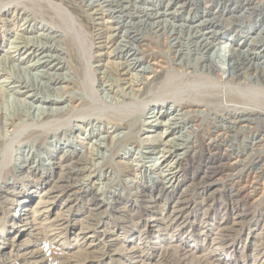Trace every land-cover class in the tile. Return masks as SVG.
<instances>
[{
    "label": "rangeland",
    "instance_id": "rangeland-1",
    "mask_svg": "<svg viewBox=\"0 0 264 264\" xmlns=\"http://www.w3.org/2000/svg\"><path fill=\"white\" fill-rule=\"evenodd\" d=\"M0 25V264H264V0H0Z\"/></svg>",
    "mask_w": 264,
    "mask_h": 264
},
{
    "label": "bare ground",
    "instance_id": "bare-ground-1",
    "mask_svg": "<svg viewBox=\"0 0 264 264\" xmlns=\"http://www.w3.org/2000/svg\"><path fill=\"white\" fill-rule=\"evenodd\" d=\"M98 4V3H97ZM38 6V5H37ZM100 6H101V4H100ZM93 7V6H92ZM89 9V8H88ZM101 9H99V11H100ZM95 11H98V9L97 10H95ZM94 11V12H95ZM102 11V10H101ZM104 11V10H103ZM100 13V12H99ZM98 14V13H97ZM102 14V13H101ZM101 14H100V16H101ZM160 17V16H159ZM6 18V17H5ZM90 18V17H89ZM102 18V17H101ZM101 18H99V19H101ZM98 19V18H97ZM102 20V19H101ZM4 21H5V19H4ZM57 22V21H56ZM101 22V21H100ZM105 22V21H104ZM102 23V22H101ZM14 24V23H13ZM76 24V23H75ZM104 24H106V23H104ZM103 25V24H102ZM8 26V25H7ZM21 27V26H20ZM101 27H103V26H101ZM0 28H2V29H4V31L3 32H8V30H7V28L5 27V25H0ZM105 28V27H104ZM114 29V28H113ZM118 29V28H117ZM112 30V29H111ZM10 31V30H9ZM105 31V30H104ZM113 31V30H112ZM2 32V33H3ZM13 32V31H12ZM9 33V32H8ZM85 33V32H84ZM67 35V34H66ZM95 35V34H94ZM114 35V34H113ZM5 36H6V34H0V38H2V39H4L5 38ZM74 36V35H73ZM84 36V35H83ZM101 36V35H100ZM102 37V36H101ZM67 38V37H66ZM69 38V37H68ZM96 38V37H95ZM105 38V37H104ZM99 39V38H98ZM101 39V38H100ZM103 39V38H102ZM21 40H23V39H21ZM65 40V39H64ZM70 40V43H69V48L71 49V51L73 50H75L76 49V45L77 44H75V45H73L74 44V41L70 38L69 39ZM86 40V39H85ZM109 40V39H108ZM20 41V40H19ZM59 41V40H58ZM80 41H82V40H80ZM89 41V40H88ZM106 41V40H105ZM26 42H28L29 43V46H30V41H25V43ZM103 42V41H102ZM111 42V41H110ZM106 43H107V41H106ZM27 44V43H26ZM3 45V44H2ZM1 45V43H0V47L2 46ZM36 45V44H35ZM65 45H66V43H65ZM107 45V44H106ZM18 46V45H17ZM32 46V45H31ZM37 46V45H36ZM75 46V47H74ZM20 47V46H19ZM23 47V46H22ZM26 47H27V45H26ZM33 47V46H32ZM38 47V46H37ZM21 48V47H20ZM24 48V47H23ZM35 48V47H34ZM78 48V47H77ZM60 49V48H59ZM106 49V48H105ZM108 49V48H107ZM17 50V49H16ZM19 50V49H18ZM23 50V49H22ZM21 50V51H22ZM30 50H31V48H30ZM77 50V49H76ZM20 51V50H19ZM20 51V52H21ZM26 51V50H25ZM38 51V50H37ZM31 52V51H30ZM75 52L76 51H74L73 53L75 54ZM10 53V52H9ZM37 53V52H36ZM76 53H78V52H76ZM120 53V52H119ZM15 54V53H14ZM24 54V53H23ZM31 54H34L33 52L31 53ZM30 54V55H31ZM70 54V53H69ZM80 54V53H79ZM9 55V54H8ZM30 55H28V57L30 56ZM120 55V54H119ZM80 56V55H79ZM13 57V56H12ZM31 57V56H30ZM46 57H48V56H46ZM107 57H109V56H107ZM133 57V56H132ZM9 58V57H8ZM43 58V57H42ZM79 58V57H78ZM14 59V58H13ZM56 59V58H55ZM42 60V59H41ZM77 60V59H76ZM75 60V61H76ZM40 61V60H39ZM38 61V62H39ZM136 62V61H135ZM42 63H43V61H42ZM46 63V62H45ZM76 63H78L77 61H76ZM80 63V62H79ZM130 63V62H129ZM122 64V63H121ZM127 64V63H126ZM77 65V64H76ZM119 65V64H118ZM41 66V65H40ZM57 66V65H56ZM122 66H124V65H122ZM121 65H120V67H122ZM55 67V66H54ZM53 67V68H54ZM110 67V66H109ZM116 67V66H115ZM135 67V66H134ZM118 70H120V69H118ZM126 70V69H125ZM128 70V69H127ZM129 71V70H128ZM127 71V72H128ZM122 72H124V71H122ZM120 74V73H119ZM118 74V75H119ZM107 75V74H106ZM121 75L123 76V75H125V73H121ZM55 76V75H54ZM55 78V77H54ZM122 78V77H121ZM126 78V77H125ZM129 78V77H128ZM5 79V78H4ZM7 79H9V78H7ZM57 79V78H56ZM127 79V78H126ZM146 79H147V77H146ZM55 80V79H54ZM59 80V79H58ZM4 81V80H3ZM15 81V80H14ZM56 81V80H55ZM63 81V80H62ZM129 81V80H128ZM10 82V81H9ZM123 82V81H122ZM4 83V82H3ZM11 83H13V82H11ZM56 83V82H55ZM124 83H126V81L124 82ZM130 83V82H129ZM134 83V82H133ZM158 83V82H157ZM190 83V82H189ZM127 84V83H126ZM184 84V83H183ZM6 85V84H5ZM17 85V84H16ZM130 85V84H129ZM159 85V84H158ZM18 86V85H17ZM20 87V86H19ZM133 88V87H132ZM15 90V89H14ZM130 90H131V88H130ZM7 91H8V89H7ZM133 91H135V90H133ZM164 91V90H163ZM21 92H23V91H21ZM26 92V91H25ZM20 93V92H19ZM24 93V92H23ZM132 93V92H131ZM16 94V93H15ZM18 94V93H17ZM19 95V94H18ZM30 95V94H29ZM31 97H32V95H31ZM37 100V99H36ZM38 100H40L39 99V97H38ZM45 100H47V99H45ZM163 102V101H162ZM178 105V104H177ZM163 106V105H162ZM176 107V106H175ZM178 109V108H177ZM175 111V110H174ZM124 112V111H123ZM156 112H158V111H156ZM186 112V111H185ZM184 112V113H185ZM194 112V111H193ZM192 112V113H193ZM176 113V112H175ZM130 114V113H129ZM186 114V113H185ZM157 115H158V113H156V116H154V117H157ZM183 116V115H182ZM112 117V116H111ZM152 117V116H151ZM162 117V116H161ZM161 117H159V119L161 118ZM244 117V116H243ZM153 118V117H152ZM176 118V117H175ZM179 118V117H178ZM183 118V117H182ZM191 118V117H190ZM189 118V119H190ZM109 119V118H108ZM154 119V118H153ZM185 119H186V117H185ZM245 119H247V118H245ZM112 120V119H111ZM115 120H117V119H115ZM156 120L157 119H155L154 121H152V122H156ZM184 119H182V121H183ZM237 120V119H236ZM118 121V120H117ZM179 121H181V120H179ZM245 121V120H244ZM248 121V119L246 120V122ZM152 122L151 123H149L148 125V130H147V132H145L144 134H150V133H155L156 131H158L157 129L158 128H160L161 127V125H159V122H158V125L157 124H153V125H151L152 124ZM236 122H238V121H236ZM235 122V123H236ZM241 122V121H240ZM242 122H243V119H242ZM110 123V122H109ZM136 123V122H135ZM157 123V122H156ZM174 123V122H173ZM183 123V122H182ZM234 123V124H235ZM248 123H249V121H248ZM255 123V122H254ZM162 124V123H161ZM171 124H172V122H171ZM111 125H117V122L116 123H114V122H112V124ZM236 125H238L237 123H236ZM242 125V124H241ZM163 126V125H162ZM171 126V125H170ZM244 126V125H243ZM242 126V127H243ZM165 127V126H164ZM245 128H246V125L244 126ZM155 128V130L153 131V129ZM162 128V127H161ZM160 128V131H158L157 133H155V135H156V138H160V140L162 141V142H158L157 140V142L158 143H162V148H161V150H158L157 151V154L159 155V157H158V160H160V163H159V165H158V167L159 166H163V169H165L167 172H168V175H169V181H168V183H170V182H172V185L170 186V188H174V186H173V184H174V182H176L177 181V179L179 178L178 176H179V172H177L176 171V166H172V165H170V161H168L170 158H171V154H172V151H171V149L170 148H173L174 149V146H172V143L170 142V140H166V138H167V135H168V131L166 130V129H161ZM166 128V127H165ZM239 129H240V127H239ZM143 130V129H142ZM172 130V129H171ZM113 133V132H112ZM165 133L167 134V135H165ZM109 134V133H108ZM143 134V133H142ZM174 134V133H173ZM178 134H179V132H178ZM134 135H136V134H134ZM145 136V138H146V140H149V143H152V142H150V141H153V143H154V141H155V139L153 138V137H155V136H153V134L151 135V136ZM109 136H111V135H109ZM169 136V135H168ZM127 139V138H126ZM128 140V139H127ZM143 140H144V138H143ZM81 141V140H80ZM79 141V142H80ZM133 142V141H132ZM173 142V141H172ZM147 144H148V142H146ZM81 144H82V142H81ZM80 144V145H81ZM145 144V143H144ZM155 144V143H154ZM156 147V146H155ZM180 147V146H179ZM168 148V149H167ZM154 149H156V148H154ZM177 150V149H176ZM11 153V152H10ZM72 153V152H71ZM74 155H76V154H74ZM73 156V155H72ZM77 156V155H76ZM173 156V155H172ZM7 160V159H6ZM80 160V159H79ZM178 163V162H177ZM58 164V163H57ZM75 164H77V163H75ZM59 165V164H58ZM63 166V165H62ZM68 166V165H67ZM66 166V167H67ZM74 166V165H73ZM131 166V165H130ZM58 167V166H57ZM64 169V168H63ZM72 169V168H71ZM126 169V168H125ZM133 169V168H132ZM30 170V169H29ZM62 170V169H61ZM78 170V169H77ZM84 170V169H83ZM127 170H129L128 168H127ZM126 170V171H127ZM35 171V170H34ZM66 171V170H65ZM88 171V170H87ZM92 171V170H91ZM132 171V170H131ZM164 171V170H163ZM84 172V171H83ZM130 172V171H129ZM65 173H67V172H65ZM88 173H90V172H88ZM34 174V173H33ZM63 175V174H62ZM77 175V174H76ZM131 175V174H130ZM133 175V174H132ZM208 176V175H207ZM70 177V176H69ZM75 177V176H74ZM61 178V177H60ZM159 178H160V176H159ZM208 179H209V176L207 177ZM78 179V178H77ZM158 179V178H157ZM159 180V179H158ZM163 180V179H162ZM58 181H60V182H64V184L65 185H62V186H60L59 187V189H60V191H65V189H67V187H69V186H71V185H69L68 183H67V181H62L61 179H59ZM87 181V180H86ZM135 181V180H134ZM159 182V181H158ZM157 182V183H158ZM42 184V183H41ZM136 184V183H135ZM205 184V183H204ZM43 185V184H42ZM88 185V184H87ZM208 185V184H207ZM206 185V186H207ZM73 186V185H72ZM84 186V185H83ZM37 187V186H36ZM143 187V186H142ZM158 187V186H157ZM156 187V188H157ZM138 188H139V186H138ZM137 188V189H138ZM203 188H206L205 186L203 187ZM79 189H80V191H82L83 193H86L87 192V190H85L86 189V186H84V187H79ZM93 190V189H92ZM169 190V188L167 189V188H164V187H158L157 188V190H155V192L157 191L158 193V195L159 194H168V191ZM88 191H90V190H88ZM141 192H142V190H141ZM171 192H173V190L171 191ZM25 193H27V194H25ZM23 195H22V197H24L25 199L23 200V201H21V203H20V205L21 204H25L26 203V200H27V198L28 199H30L31 197H33V196H31V192H29L28 190L25 192ZM49 193H51L50 191H49ZM90 193V192H89ZM41 195H43V193L41 194ZM169 195V194H168ZM138 196H140V195H138ZM143 196V195H142ZM47 198L48 197H50L49 196V194H48V196H46ZM57 198H59V196H54L53 198H50V199H52V202H50L49 203V205H51V204H54L55 203V201H53V200H56ZM95 198V197H94ZM90 199H92V198H90ZM67 201H69V200H67ZM90 201V200H89ZM94 201V200H93ZM11 202V201H10ZM54 202V203H53ZM38 204L36 205V206H34L35 207V209H38L39 207H40V205H42V207L41 208H43V206H44V208L46 207V204H47V201L45 202V201H40V202H37ZM13 205V204H12ZM157 207V206H156ZM148 208V207H147ZM30 209V208H29ZM180 209V208H179ZM22 211H25V209L24 210H22ZM28 211H30V210H28ZM175 214H178V213H180L181 212V209L180 210H176V211H173ZM45 212H41V213H37V211H35L33 214H32V216L30 217V221L28 222V220H27V215L28 214H23V215H21L20 216V218H19V223L18 224H21V226H18L17 224V226H15V227H12V228H14V229H18L17 230V232L20 234L21 232H25V231H28V230H30V228L32 227L33 228V226L34 225H39L38 224V220H40L41 219V217H43V215H45L44 214ZM173 213V214H174ZM56 217V216H55ZM62 217V214H59L56 218L59 220V222H62V221H64L65 222V220L63 219V218H61ZM58 220H57V222H58ZM56 221V220H55ZM155 221V220H154ZM53 223V222H52ZM162 223V222H161ZM31 226V227H30ZM61 226V225H60ZM40 227V226H39ZM21 228V229H20ZM41 228V227H40ZM88 229V228H87ZM20 230V231H19ZM93 231V230H92ZM95 232H97V231H95ZM18 233H16V234H18ZM84 234H85V232H83ZM94 234V233H93ZM14 237H17L16 235L14 236ZM85 237V236H84ZM83 237V238H84ZM93 237H95V236H90V237H88L89 239L90 238H93ZM15 240V238L12 240V241H14ZM92 242V241H91ZM2 243V242H1ZM27 243H29V242H27ZM47 243V242H46ZM48 244V243H47ZM26 245H28V244H26ZM23 246V245H22ZM10 247H13V253H9L8 254V257L6 258V259H8L9 260V262H12L13 264H19V261H21V260H26V263L27 264H40V263H45V261L46 260H40V261H38L37 262V259H39V258H41L42 256H41V252L43 251V250H41V249H37V250H35V251H31V252H28V253H21V254H19V249H16V247H18L17 246V244H11V246ZM55 249V248H54ZM183 249H180L179 251H182ZM53 251H56V250H53ZM52 251V252H53ZM58 251V250H57ZM60 251V250H59ZM58 251V252H59ZM51 252V251H50ZM48 253V252H47ZM54 253V252H53ZM104 253V252H103ZM51 253H49L48 254V256L50 255ZM57 254V253H56ZM55 255V254H54ZM53 255V256H54ZM60 255V254H59ZM106 255V254H105ZM147 256L149 255V254H146ZM52 256V255H51ZM64 255H60V257H63ZM203 257H205V256H203ZM203 257L201 256V257H198L197 259H199V261L200 260H204L203 259ZM49 257H47V259H48ZM50 258H52V259H55V258H53V257H50ZM58 258V257H57ZM66 259L64 260V261H66V262H64L63 264H70V263H72L73 261H72V259L70 260V259H68L67 257H65ZM208 258V257H207ZM87 259H90V258H87ZM87 259L85 258V259H78L79 261L81 260V263H82V261H87ZM92 259V261H93V258H91ZM91 259L90 260H88V261H91ZM56 260V259H55ZM55 260H53V261H55ZM67 260H69V261H67ZM63 261V260H62ZM51 262H52V260H51ZM51 262H49V263H51ZM77 262V261H76ZM11 263V264H12ZM57 263V262H56ZM55 263V264H56ZM77 263H80V262H77ZM80 263V264H81ZM54 264V263H53Z\"/></svg>",
    "mask_w": 264,
    "mask_h": 264
}]
</instances>
